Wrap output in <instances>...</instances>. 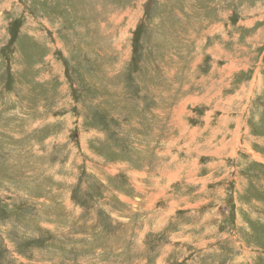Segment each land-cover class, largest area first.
Returning a JSON list of instances; mask_svg holds the SVG:
<instances>
[{
  "label": "rangeland",
  "instance_id": "rangeland-1",
  "mask_svg": "<svg viewBox=\"0 0 264 264\" xmlns=\"http://www.w3.org/2000/svg\"><path fill=\"white\" fill-rule=\"evenodd\" d=\"M0 264H264V0H0Z\"/></svg>",
  "mask_w": 264,
  "mask_h": 264
}]
</instances>
